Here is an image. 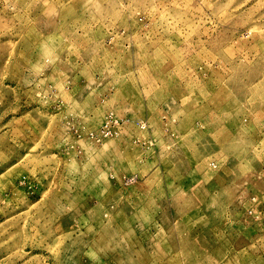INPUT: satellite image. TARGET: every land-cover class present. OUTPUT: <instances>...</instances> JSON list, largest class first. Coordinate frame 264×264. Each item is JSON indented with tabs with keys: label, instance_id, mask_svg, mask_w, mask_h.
<instances>
[{
	"label": "rangeland",
	"instance_id": "1",
	"mask_svg": "<svg viewBox=\"0 0 264 264\" xmlns=\"http://www.w3.org/2000/svg\"><path fill=\"white\" fill-rule=\"evenodd\" d=\"M0 264H264V0H0Z\"/></svg>",
	"mask_w": 264,
	"mask_h": 264
}]
</instances>
